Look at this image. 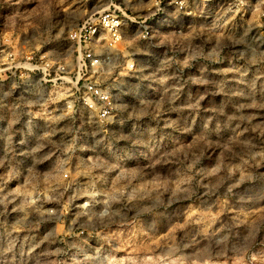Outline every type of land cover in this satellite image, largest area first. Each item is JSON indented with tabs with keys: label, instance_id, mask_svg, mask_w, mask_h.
I'll return each instance as SVG.
<instances>
[{
	"label": "clouds",
	"instance_id": "1",
	"mask_svg": "<svg viewBox=\"0 0 264 264\" xmlns=\"http://www.w3.org/2000/svg\"><path fill=\"white\" fill-rule=\"evenodd\" d=\"M0 264H264V0H0Z\"/></svg>",
	"mask_w": 264,
	"mask_h": 264
}]
</instances>
